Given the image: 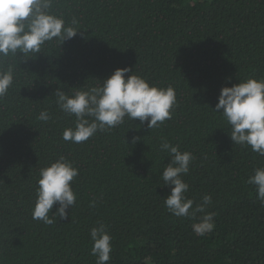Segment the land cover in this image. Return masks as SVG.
<instances>
[{"label":"trees","instance_id":"trees-1","mask_svg":"<svg viewBox=\"0 0 264 264\" xmlns=\"http://www.w3.org/2000/svg\"><path fill=\"white\" fill-rule=\"evenodd\" d=\"M51 12L66 26L75 19L77 34L4 60L15 67L0 99V264H96L90 230L99 223L112 237L107 264H264V203L247 183L264 156L234 144L212 110L221 87L264 79V0H53ZM124 67L174 88L172 118L148 129L125 117L83 143L65 141L75 117L59 109L55 90L71 95ZM42 110L49 121L37 119ZM161 138L192 153L185 195L193 207L211 196L210 232L192 228L204 213L177 217L165 207ZM61 155L78 169L77 199L48 225L32 218L37 180Z\"/></svg>","mask_w":264,"mask_h":264},{"label":"clouds","instance_id":"clouds-1","mask_svg":"<svg viewBox=\"0 0 264 264\" xmlns=\"http://www.w3.org/2000/svg\"><path fill=\"white\" fill-rule=\"evenodd\" d=\"M52 5L53 0H0V99L7 96L14 79L15 66L5 64V58L40 53L45 42L56 39L61 44L79 31L75 19L66 26L63 17L52 14ZM132 73L128 67L117 68L100 85L76 90L71 95L57 88L54 92L57 106L66 115L75 117V126L65 128L62 138L83 143L98 131L107 132L121 125L125 117L138 119L140 124L147 122L148 129L159 128L170 120L176 105L174 88L149 85ZM212 110L220 113L230 126L234 144L250 146L252 151L264 156V79L247 78L231 87H221ZM37 119L47 122L51 116L42 110ZM136 139L133 138V143ZM159 150L166 152L169 160L161 172L163 183L170 187V194L164 198L168 212L177 217L204 213L192 228L198 235L210 232L214 228V214L206 213L205 208L212 203L211 196H203L201 203L193 207L194 200L185 195L189 185L182 177L190 170L192 153L181 151L179 145L171 144L167 138H161ZM78 174L73 163L62 155L41 168L32 218L48 225L57 217L64 219L66 210L76 203L71 183ZM247 183L256 186L257 198L264 203V167L256 168ZM54 205L58 207L50 215ZM90 206L95 207V201ZM90 238L96 264H107L112 251L107 226L99 223L93 227Z\"/></svg>","mask_w":264,"mask_h":264}]
</instances>
